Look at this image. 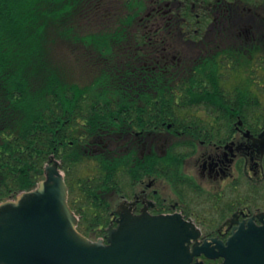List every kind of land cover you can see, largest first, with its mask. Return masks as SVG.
I'll return each instance as SVG.
<instances>
[{"label":"flooded vegetation","instance_id":"flooded-vegetation-1","mask_svg":"<svg viewBox=\"0 0 264 264\" xmlns=\"http://www.w3.org/2000/svg\"><path fill=\"white\" fill-rule=\"evenodd\" d=\"M153 9L154 49L135 61L148 73L138 79L171 83L190 105L166 121L113 123L86 142L98 171L70 174L69 201L80 231L104 242L122 216H180L200 230L196 240L185 224L187 264H223L234 232L264 226V108L255 106L252 75L226 89L221 71L264 59V0H158ZM203 66L215 71L202 74ZM197 241L207 252L195 254Z\"/></svg>","mask_w":264,"mask_h":264},{"label":"trees","instance_id":"trees-1","mask_svg":"<svg viewBox=\"0 0 264 264\" xmlns=\"http://www.w3.org/2000/svg\"><path fill=\"white\" fill-rule=\"evenodd\" d=\"M155 4L0 0V201L34 188L52 154L73 170L113 123L166 121L190 105L171 83L138 79L148 73L135 61L154 49Z\"/></svg>","mask_w":264,"mask_h":264},{"label":"water","instance_id":"water-1","mask_svg":"<svg viewBox=\"0 0 264 264\" xmlns=\"http://www.w3.org/2000/svg\"><path fill=\"white\" fill-rule=\"evenodd\" d=\"M122 219L109 229L108 243L82 234L68 203L60 161L52 157L34 189L0 202V264H187L192 259L185 244L190 236L185 234L188 225V234L197 240L196 225L177 215ZM197 243L195 254L207 252ZM224 254L223 264H264V226L240 227Z\"/></svg>","mask_w":264,"mask_h":264},{"label":"rangeland","instance_id":"rangeland-1","mask_svg":"<svg viewBox=\"0 0 264 264\" xmlns=\"http://www.w3.org/2000/svg\"><path fill=\"white\" fill-rule=\"evenodd\" d=\"M228 64H225L221 69L223 75L226 77L223 78V83L226 89H230L234 85H237V83H241V81L245 84V78L252 75L254 77L252 90L256 93L255 97L258 102L255 106L260 109L264 108V59L258 60V62L253 63V65H243L242 67L234 65L233 62H230V65ZM97 166L95 160L86 159L85 161L80 162L77 167H74V170L70 171V173H74V176H77L80 179H87L97 174Z\"/></svg>","mask_w":264,"mask_h":264}]
</instances>
